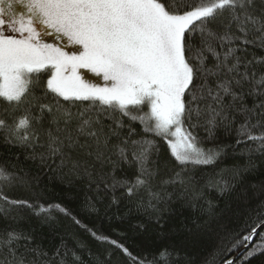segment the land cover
Segmentation results:
<instances>
[{"label":"snow or ice","instance_id":"obj_1","mask_svg":"<svg viewBox=\"0 0 264 264\" xmlns=\"http://www.w3.org/2000/svg\"><path fill=\"white\" fill-rule=\"evenodd\" d=\"M53 33L80 47L47 42ZM253 49L264 51V0H0V144L20 149L15 159L24 162L0 163V218L18 223L28 210L48 222L57 211L131 264H154L61 204L14 198L18 189L36 195L39 179L25 163L86 181L90 212L111 193L112 204L127 198L159 220L170 187L193 200L204 187L230 191L254 167L251 154L264 152V56ZM82 69L105 83L86 80ZM218 131L234 144L214 143ZM238 146L245 164L205 177L192 171L215 167ZM124 166L134 169L131 178L118 175ZM31 241L21 228L0 229V264H117L113 250L93 253L77 233L61 237L51 256ZM257 254H264V202L204 264H251Z\"/></svg>","mask_w":264,"mask_h":264},{"label":"trees","instance_id":"obj_2","mask_svg":"<svg viewBox=\"0 0 264 264\" xmlns=\"http://www.w3.org/2000/svg\"><path fill=\"white\" fill-rule=\"evenodd\" d=\"M257 56H264V51L253 49ZM4 105L0 104V108ZM127 123V118H125ZM132 127L141 133L139 122H133ZM196 134L205 140L206 147H212L213 142L206 140V132L197 129ZM150 139L152 137H149ZM214 143L234 144V138L224 134L223 131L216 133ZM159 152L168 156L167 146L163 141L157 140ZM243 146L230 148L224 158L212 166H198L192 169L198 177L219 172L222 168H231L235 164L243 165L248 156L239 155ZM21 152L17 148H9L0 144V163L17 164L24 163L22 158L17 161L15 157ZM254 167L242 172L239 177L232 181L233 189L221 192L218 188L204 187L203 195L193 200L191 195H180L178 189L169 188L172 192L171 200L162 206V212L157 214L152 210H138L127 198L121 197L118 204H112L111 193L96 205L95 212L88 211L85 206V197L92 195L86 187V181L73 177H63L57 173L40 169L31 162L25 163L33 176L38 177L39 184L35 189L36 195L25 190H15L14 198L38 200L42 204L58 203L71 210L89 228L106 235L111 239L124 244L136 257L153 261L154 264H204L205 260L221 245L226 232L240 231L252 210L264 202V152L251 154ZM120 176L131 178L134 169L124 166L118 172ZM203 180H201V187ZM121 196V191L116 193ZM211 203V210L209 205ZM23 219L18 223L0 218V229L5 227H18L30 234L32 241L30 247H38L47 252L49 256L60 244L61 237L67 233H77L85 241L93 253L111 249L115 252L114 259L117 264H131V262L112 249L107 242H98L87 233L72 224L71 220L53 211L55 220L45 222L43 216L37 217L25 210ZM258 239V238H257ZM250 247V245H249ZM165 249L171 256L161 258L160 253ZM242 252L238 249L229 255H237ZM88 261L86 252L80 253ZM251 264H264V254H257L251 259Z\"/></svg>","mask_w":264,"mask_h":264},{"label":"rangeland","instance_id":"obj_3","mask_svg":"<svg viewBox=\"0 0 264 264\" xmlns=\"http://www.w3.org/2000/svg\"><path fill=\"white\" fill-rule=\"evenodd\" d=\"M55 35L56 34L53 35L54 38H55ZM48 42L62 44L66 48V50H69V51H76L80 47L79 45H71V44H68L64 40H59L58 41V40H56V38L53 39L52 41H48ZM81 72L84 75V77H85L86 80H89V81H91L93 83H96L98 85H103L105 83L103 81L102 76H98L95 73H92L88 69H82Z\"/></svg>","mask_w":264,"mask_h":264},{"label":"flooded vegetation","instance_id":"obj_4","mask_svg":"<svg viewBox=\"0 0 264 264\" xmlns=\"http://www.w3.org/2000/svg\"><path fill=\"white\" fill-rule=\"evenodd\" d=\"M53 35H54V33L51 34V35L44 36V39H45L47 42H48V41H52L53 39H55V38L53 37Z\"/></svg>","mask_w":264,"mask_h":264},{"label":"water","instance_id":"obj_5","mask_svg":"<svg viewBox=\"0 0 264 264\" xmlns=\"http://www.w3.org/2000/svg\"><path fill=\"white\" fill-rule=\"evenodd\" d=\"M238 255V254H237Z\"/></svg>","mask_w":264,"mask_h":264}]
</instances>
